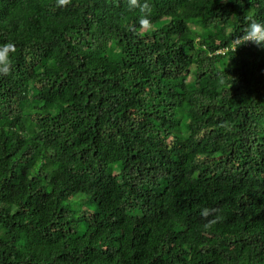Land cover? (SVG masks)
<instances>
[{
	"label": "trees",
	"instance_id": "1",
	"mask_svg": "<svg viewBox=\"0 0 264 264\" xmlns=\"http://www.w3.org/2000/svg\"><path fill=\"white\" fill-rule=\"evenodd\" d=\"M253 19L264 0H0V264H264Z\"/></svg>",
	"mask_w": 264,
	"mask_h": 264
},
{
	"label": "clouds",
	"instance_id": "2",
	"mask_svg": "<svg viewBox=\"0 0 264 264\" xmlns=\"http://www.w3.org/2000/svg\"><path fill=\"white\" fill-rule=\"evenodd\" d=\"M131 2L135 4L136 0H131ZM59 3L63 4L64 0H59ZM140 24L147 25V18L142 17L140 19ZM241 37L243 42L251 41L257 46L264 47V21H258L255 19L250 20L246 25ZM241 37L237 39H240ZM14 47V44H12L11 42L0 45V74L8 73L11 64L9 52L13 51ZM201 215L207 217L209 215V209L203 208L201 210Z\"/></svg>",
	"mask_w": 264,
	"mask_h": 264
},
{
	"label": "built area",
	"instance_id": "3",
	"mask_svg": "<svg viewBox=\"0 0 264 264\" xmlns=\"http://www.w3.org/2000/svg\"><path fill=\"white\" fill-rule=\"evenodd\" d=\"M248 43H250L251 41H247ZM228 48L222 49L220 51L217 52V54H225L227 52Z\"/></svg>",
	"mask_w": 264,
	"mask_h": 264
},
{
	"label": "rangeland",
	"instance_id": "4",
	"mask_svg": "<svg viewBox=\"0 0 264 264\" xmlns=\"http://www.w3.org/2000/svg\"><path fill=\"white\" fill-rule=\"evenodd\" d=\"M88 205H90V204H88ZM91 209H93V206L91 205Z\"/></svg>",
	"mask_w": 264,
	"mask_h": 264
}]
</instances>
